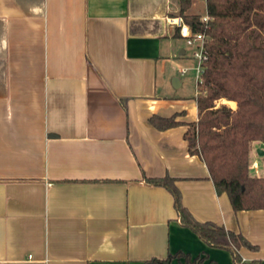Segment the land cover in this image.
Masks as SVG:
<instances>
[{
  "label": "crops",
  "instance_id": "crops-1",
  "mask_svg": "<svg viewBox=\"0 0 264 264\" xmlns=\"http://www.w3.org/2000/svg\"><path fill=\"white\" fill-rule=\"evenodd\" d=\"M198 1L187 15L202 14ZM180 14L181 0H0V264H145L177 252L236 264L146 181L164 177L197 221L259 247L242 249L241 264H264V210L235 212L185 140L199 90L191 101L172 72L188 58L170 24ZM175 115L168 130L150 121Z\"/></svg>",
  "mask_w": 264,
  "mask_h": 264
},
{
  "label": "trees",
  "instance_id": "trees-1",
  "mask_svg": "<svg viewBox=\"0 0 264 264\" xmlns=\"http://www.w3.org/2000/svg\"><path fill=\"white\" fill-rule=\"evenodd\" d=\"M193 0H181V17L193 32L207 36V60L197 97L198 122L185 134L191 155L205 162L218 194H227L235 212L264 210V176L251 170L253 144L264 143V0H206L207 26L201 15H187ZM175 37L181 39L176 31ZM235 102L237 108L219 105ZM159 130L180 125L177 115L153 116ZM146 181L167 189L174 198L181 224L196 233L207 245L230 251L241 264L242 249L259 251L242 234L213 222L197 221L183 204L177 180L171 177ZM216 264L207 257L193 258L183 252L145 264ZM247 264H262L253 261Z\"/></svg>",
  "mask_w": 264,
  "mask_h": 264
},
{
  "label": "built area",
  "instance_id": "built-area-1",
  "mask_svg": "<svg viewBox=\"0 0 264 264\" xmlns=\"http://www.w3.org/2000/svg\"><path fill=\"white\" fill-rule=\"evenodd\" d=\"M204 1L206 2V0ZM210 21L211 18L208 16V14H205L201 20L204 26H207ZM170 24L176 28L186 46L192 50V58L198 61V67L195 70L197 72V86L199 89V84L201 83V76L204 72V62L208 58L205 49L207 36L201 32H193L191 27L185 22L183 17H177L171 20ZM180 72L182 75H186L188 70L182 68ZM251 170L254 172L255 175L259 174L258 162H253L251 164Z\"/></svg>",
  "mask_w": 264,
  "mask_h": 264
},
{
  "label": "rangeland",
  "instance_id": "rangeland-1",
  "mask_svg": "<svg viewBox=\"0 0 264 264\" xmlns=\"http://www.w3.org/2000/svg\"><path fill=\"white\" fill-rule=\"evenodd\" d=\"M197 3L198 4L195 7H193L192 11H194L195 13H202L201 16H204L206 14V3L203 0H199ZM181 43L184 46V48H187L183 41H181ZM187 55H188L187 59H185L182 62H175L172 65V72L176 76L181 77L182 75L180 73V69L184 68V69L188 70L186 75L182 78L185 85H184L183 91L181 93L184 94L185 97H187L191 101H194L193 98L196 96V94L198 92L197 72L195 70L198 67V61H196L192 58V50L190 48L187 49ZM258 150L259 149H258L257 145L253 146L252 156H251V164L253 162H255V160H257L262 165H264V156H261L258 153ZM262 173L264 175V171Z\"/></svg>",
  "mask_w": 264,
  "mask_h": 264
},
{
  "label": "water",
  "instance_id": "water-1",
  "mask_svg": "<svg viewBox=\"0 0 264 264\" xmlns=\"http://www.w3.org/2000/svg\"><path fill=\"white\" fill-rule=\"evenodd\" d=\"M178 81V78H174V80H173V86L176 88L177 86H176V82ZM261 156H264V152L262 151H260V153H259Z\"/></svg>",
  "mask_w": 264,
  "mask_h": 264
}]
</instances>
